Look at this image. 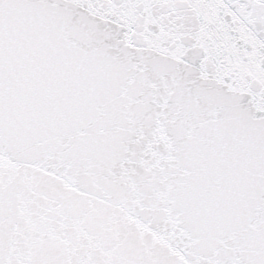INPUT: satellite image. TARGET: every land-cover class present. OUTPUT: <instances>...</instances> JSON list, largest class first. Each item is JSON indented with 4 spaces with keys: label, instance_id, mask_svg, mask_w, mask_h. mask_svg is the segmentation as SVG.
Returning <instances> with one entry per match:
<instances>
[{
    "label": "snow or ice",
    "instance_id": "obj_1",
    "mask_svg": "<svg viewBox=\"0 0 264 264\" xmlns=\"http://www.w3.org/2000/svg\"><path fill=\"white\" fill-rule=\"evenodd\" d=\"M0 264H264V0H0Z\"/></svg>",
    "mask_w": 264,
    "mask_h": 264
}]
</instances>
